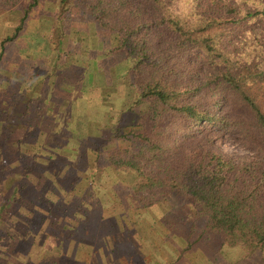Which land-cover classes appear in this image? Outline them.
I'll return each instance as SVG.
<instances>
[{"label": "trees", "instance_id": "16d2710c", "mask_svg": "<svg viewBox=\"0 0 264 264\" xmlns=\"http://www.w3.org/2000/svg\"><path fill=\"white\" fill-rule=\"evenodd\" d=\"M61 1L64 7L69 2ZM37 2L0 0L20 10L12 32L1 40L0 56L4 40L18 33ZM79 2L108 42L107 52L130 59L119 72L126 77L127 96L109 105L106 133L88 130L89 110L99 115L102 108L85 103L82 110L75 104L68 111L62 130L48 133L63 144L64 167L47 168L46 158L55 148L47 145L50 139L28 143V129L9 143L12 130L2 129L0 153H15L22 167L17 177L3 181L4 190L0 186V236H15L1 218L24 200L30 170L50 186L53 179L59 183L56 172L63 171L66 188L77 191L83 203H91L100 174L136 204L158 205L164 223L171 219L166 204L182 201L179 210L194 218L197 230L177 228L180 234H194L188 247L203 243L197 247L201 255L208 243L213 253L240 246L248 257L244 264H252L254 251L264 264V0ZM219 134L244 140L251 154L237 157L217 149ZM36 152L40 155L33 159ZM198 263L206 264L204 258Z\"/></svg>", "mask_w": 264, "mask_h": 264}, {"label": "rangeland", "instance_id": "374dc122", "mask_svg": "<svg viewBox=\"0 0 264 264\" xmlns=\"http://www.w3.org/2000/svg\"><path fill=\"white\" fill-rule=\"evenodd\" d=\"M19 14L18 4H0V40L12 32ZM104 41L103 34L100 35L94 25L93 17L79 0H69L65 7L61 0H38L28 11L18 33L11 40L3 42L0 56V135L2 129L10 128L12 133L7 139L10 143V140L20 138L30 129L26 136L28 143L40 144L50 139L47 145L55 148L48 152L51 156L46 158L49 162L47 168L54 169L64 167L66 159L59 153L63 144L55 134L50 138L48 133L62 130L65 117L75 104L79 110L83 109V103L88 107L102 108L99 115L93 108L89 110L92 120L88 130L95 135L109 131V105L113 106L120 101V97L123 99V95L127 96L126 77L119 72L130 63V59L126 60L118 52L110 55L106 50L108 42ZM214 144L224 153L237 157L251 154V147L244 140L230 135L215 136ZM38 155L36 152L33 159ZM15 158V153L3 150L0 153L2 190L5 189L4 180L9 176H18L20 164ZM30 171L29 185L23 189L29 190L23 196L24 200L13 204L10 215L1 218V223H5L15 236L12 238L7 233L0 236V264H43L44 258L49 259L50 253L53 256L57 252L54 241L58 234L59 214L54 202H58L60 193L67 189V179L63 177V171H54L61 178L59 183L53 179L54 186H50L48 180L33 177L34 172ZM116 176L124 175L116 172ZM94 181L97 185L109 183L118 186L100 174ZM177 202L175 206L168 207L166 204L167 215H171V218L175 215L178 228L191 226L192 231H196L194 218H185L178 206L182 201ZM175 211L179 216L178 221ZM193 235L190 234V239H193ZM200 243L189 247L188 253L194 259L193 263L200 257L204 258L206 264L248 263V257H243L240 246L226 245L213 253L208 243L205 255H193V251L199 250L197 247ZM257 253L254 251L249 257L252 264L258 263ZM186 261L180 257L179 264H188Z\"/></svg>", "mask_w": 264, "mask_h": 264}, {"label": "crops", "instance_id": "0c3cea01", "mask_svg": "<svg viewBox=\"0 0 264 264\" xmlns=\"http://www.w3.org/2000/svg\"><path fill=\"white\" fill-rule=\"evenodd\" d=\"M123 190L108 184L92 187L95 196L84 204L77 191L64 189L57 204V252L44 258L43 264H179L180 257L199 264L203 260L192 262L190 237L179 233L176 220L164 223L158 205L136 204ZM193 255L203 256L199 250Z\"/></svg>", "mask_w": 264, "mask_h": 264}]
</instances>
